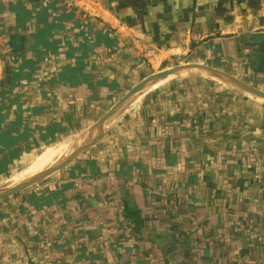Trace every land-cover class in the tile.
Returning <instances> with one entry per match:
<instances>
[{
	"label": "crops",
	"instance_id": "obj_1",
	"mask_svg": "<svg viewBox=\"0 0 264 264\" xmlns=\"http://www.w3.org/2000/svg\"><path fill=\"white\" fill-rule=\"evenodd\" d=\"M221 3L222 13L235 15L225 20L212 13L207 27L221 31L195 48L200 50L202 59L194 64L264 92V0H222ZM218 4L217 0L213 7ZM224 7L228 10L224 11ZM87 11L83 0L3 2L0 10V182L7 180L14 168L23 167L33 152L93 125L133 85L122 88L121 76L125 72L121 74L111 67L107 70V58L103 56L106 50L100 51L107 38L101 33L95 37L90 34V25L85 23L89 18L85 17ZM196 12L197 8L193 13ZM99 15L104 17L103 12ZM199 26L196 20V27ZM118 53L116 49L109 56ZM172 79L132 100L92 143L41 180L35 189L26 192L29 196L34 193L36 198L47 192L50 197L56 191L60 194L57 201L51 199L50 204L39 209L22 203L28 210L17 216V226L23 233H34L35 223L44 209L74 210L81 202L89 204L90 199L100 200L99 197L118 200L122 206L131 202L138 210L145 206L147 209L150 200H161L163 196L177 202L188 190L189 182L181 179L183 174L198 173L188 176L195 180L191 187L197 188V184L201 186L200 173L206 174L209 170V173H218L223 167L214 162L205 168L200 161L203 156L208 158L205 147H217L222 141L227 149L218 150L216 157L218 153L226 158L263 154L260 148L264 145V103L232 87H222L233 102L227 97L220 104L217 81L201 76ZM237 95L238 109L233 98ZM251 139L258 152L251 149ZM214 157L211 154L210 158ZM233 165L229 167L234 173ZM23 189L27 188L20 189L19 193ZM222 194L215 199L211 197L216 210L223 203L228 204L221 198ZM225 209L214 213L212 220L235 226L234 214L225 213ZM6 217L0 221V243L7 239L19 243L20 236L7 232L11 226ZM206 236L214 234H201V241L204 240L201 252L207 255L211 253V242ZM229 240L231 245L236 244L233 236ZM157 264L173 263L162 260ZM223 264L252 262L234 260Z\"/></svg>",
	"mask_w": 264,
	"mask_h": 264
},
{
	"label": "rangeland",
	"instance_id": "obj_2",
	"mask_svg": "<svg viewBox=\"0 0 264 264\" xmlns=\"http://www.w3.org/2000/svg\"><path fill=\"white\" fill-rule=\"evenodd\" d=\"M218 1L219 6L214 7L213 3L217 0H83V5L91 11L85 14V17L89 16L85 23L90 25V34L95 37L101 33L107 38L100 50H106L107 54L103 56L107 58V70L111 67L121 71V74L124 71L121 87L126 89L133 84L131 89L164 70L194 64L202 59L200 50L195 48L221 31L207 27L212 13L216 18L222 16L225 20L228 17L233 19L235 15L232 12L222 13L223 3L220 4L222 0ZM3 2L7 0H0V10ZM196 8L197 12L193 13ZM227 10L224 7V11ZM102 12L104 17L101 18L99 14ZM196 20L199 27H196ZM119 41L121 45H118ZM116 49L119 55L110 57ZM172 78L175 77L169 79ZM218 84V103L223 104L222 99H227L228 95L222 91V87L230 86ZM228 98L232 100V97ZM233 98L238 109L239 97ZM224 142H219L217 147H205L204 153L208 158H200L205 168L214 162L223 166L220 171L200 173L203 183L201 181V186L197 184V188L191 187L195 180L188 176H197L198 173L183 174L181 179L189 182L188 190L186 196L180 197L177 202L163 196L161 200H150L147 209L145 206L143 210H138L128 199L130 203L122 206L118 200L99 197L100 200L90 199L91 203L88 200L89 204L81 202L74 210L68 207H60L55 212L44 209L39 221L34 222V233L27 235L17 226V216L28 212L22 203L39 209L50 204L51 199L58 200V191L51 197L50 192L39 198L34 193L25 195L48 175L33 181L25 187L26 191L23 189L19 193L18 190L0 197V221L6 215V222L11 226L7 232L22 239L20 244L11 239L0 243V264H157L162 260L173 264H223L234 260L264 263V145L260 148L263 154L259 156L226 158L218 153L216 157L218 150L226 151ZM254 142L251 139L249 144L252 150L258 152ZM37 152L28 156L27 162ZM211 154L215 156L213 159L210 158ZM232 160L234 163H230ZM229 165H233L234 173ZM21 168H14L10 175ZM8 180L1 181L0 188L11 187ZM170 180L175 181L174 178ZM222 192L221 198L227 200L228 204L223 203L225 205L216 210L211 197L215 199ZM227 205L231 206L228 208ZM222 209H225V213L234 214L235 226L229 222L225 226V222L212 220L211 216ZM29 222L33 223V219ZM233 229H236L235 233L231 232ZM203 232L214 234L213 237L206 236L211 242V253L207 252V255L201 252L204 240L201 241L200 237ZM232 236L236 239L235 245L230 243L229 237ZM183 246L186 247L181 249Z\"/></svg>",
	"mask_w": 264,
	"mask_h": 264
},
{
	"label": "bare ground",
	"instance_id": "obj_3",
	"mask_svg": "<svg viewBox=\"0 0 264 264\" xmlns=\"http://www.w3.org/2000/svg\"><path fill=\"white\" fill-rule=\"evenodd\" d=\"M185 76H201V77L212 78L224 85L242 90L237 85L231 84L228 81L219 79L217 76L211 75L210 72L204 69L203 67L186 65L185 67L174 71L170 75H167L163 78H159L158 80L152 81L148 85L144 86L142 90L133 94L131 96L132 98H128L125 101L123 109H121L116 114L107 118L99 128H94L91 131H89L88 129L73 133L58 142H55L53 144L47 145L39 149L38 152L35 153L36 155H33L17 173L9 177L8 184H11V186H15L17 184L26 182L30 180L32 177H34L36 174L42 172L43 170H48L49 168L60 163L61 161L67 159L70 155H72L76 151L77 148H79L80 146H82L83 144L89 141L95 140V138L99 134H102L106 129H108L113 124V122L118 117V115L124 110V108H126L131 103L132 100L138 98L145 92L157 87L159 84L163 83L164 81H166L171 77L178 78ZM242 92H246V91L242 90ZM248 94L253 99L264 103L263 98H260L259 96H256L252 93H248ZM1 189H3V187H1L0 190Z\"/></svg>",
	"mask_w": 264,
	"mask_h": 264
},
{
	"label": "water",
	"instance_id": "obj_4",
	"mask_svg": "<svg viewBox=\"0 0 264 264\" xmlns=\"http://www.w3.org/2000/svg\"><path fill=\"white\" fill-rule=\"evenodd\" d=\"M197 66V67H203L204 69H206L207 71L210 72L211 75L213 76H217L219 79L224 80V81H228L231 84L237 85L239 86L243 91H246L247 93H252L256 96H259L260 98L264 99V92L261 90H258L248 84H245L239 80H236L234 78H231L228 75H225L224 73L218 72L216 70H213L211 68H208L206 66H203L201 64H185L182 66H178L175 68H171L168 70H164L158 74H155L153 76H150L146 79H144L142 82H140L139 84L135 85L134 87H132L128 92H126L105 114H103L93 125L92 127L89 129V131L93 130L94 128H99L102 123L109 118L110 116L116 114L117 112H119L121 109H123L124 107V103L125 101L131 97L133 94H135L136 92L142 90V88L146 85H148L149 83H151L152 81L158 80L159 78H163L165 76H167L168 74H170L171 72H174L176 70H179L185 66ZM100 135V134H99ZM98 135V136H99ZM97 136V137H98ZM96 137V138H97ZM95 138V139H96ZM94 141V140H93ZM93 141H89L87 143H85L84 145L80 146L79 148L76 149V151L67 159L61 161L60 163L56 164L55 166L49 168L48 170H45L43 172H40L38 174H36L33 178L30 179V181H26L20 184H17L15 186H11V187H7V188H3L0 190V197H3L5 195H8L10 193L16 192L22 188L27 187L29 184H31L33 181H37V180H41L44 177H46L47 175L51 174L52 172L58 170L59 168L63 167L69 160H71L78 152H80L82 149H84L86 146H88L90 143H92Z\"/></svg>",
	"mask_w": 264,
	"mask_h": 264
}]
</instances>
